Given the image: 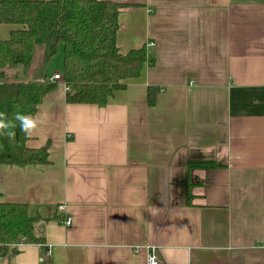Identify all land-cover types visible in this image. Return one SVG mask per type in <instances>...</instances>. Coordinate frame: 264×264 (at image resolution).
I'll return each instance as SVG.
<instances>
[{
  "label": "crops",
  "instance_id": "crops-1",
  "mask_svg": "<svg viewBox=\"0 0 264 264\" xmlns=\"http://www.w3.org/2000/svg\"><path fill=\"white\" fill-rule=\"evenodd\" d=\"M108 1L124 4L120 52L154 43V63L103 106L68 103L60 82L42 98L27 146L49 162L0 164V201L27 204L42 243L0 264H146L149 247L162 264H264V0ZM11 16L0 3V39L23 28ZM57 55L3 70L63 75Z\"/></svg>",
  "mask_w": 264,
  "mask_h": 264
},
{
  "label": "trees",
  "instance_id": "trees-1",
  "mask_svg": "<svg viewBox=\"0 0 264 264\" xmlns=\"http://www.w3.org/2000/svg\"><path fill=\"white\" fill-rule=\"evenodd\" d=\"M12 16L9 22L23 28L8 39H0V112L36 114L42 98L57 81L8 78L3 69L23 66L25 74L33 63L36 48L52 47V55L63 48V78L70 86L66 100L72 104L103 106L129 79L139 77L144 66L153 64L146 47L126 54L117 45L119 14L124 4L108 0H1ZM159 89L149 87L147 103L156 104ZM15 140L0 137V164L43 165L49 162L48 145L32 149L28 137L16 129ZM212 161L195 162L190 168L218 167ZM38 217L29 215L27 204L0 201V253L8 254L22 243H42L34 231Z\"/></svg>",
  "mask_w": 264,
  "mask_h": 264
},
{
  "label": "clouds",
  "instance_id": "clouds-1",
  "mask_svg": "<svg viewBox=\"0 0 264 264\" xmlns=\"http://www.w3.org/2000/svg\"><path fill=\"white\" fill-rule=\"evenodd\" d=\"M42 123L31 114L16 112L9 118L6 113L0 112V137L15 140L17 127L26 137H31L40 130Z\"/></svg>",
  "mask_w": 264,
  "mask_h": 264
},
{
  "label": "built area",
  "instance_id": "built-area-1",
  "mask_svg": "<svg viewBox=\"0 0 264 264\" xmlns=\"http://www.w3.org/2000/svg\"><path fill=\"white\" fill-rule=\"evenodd\" d=\"M154 45V43H148L147 44V49L151 48ZM51 81H57V82H61L63 83L65 89L67 90V92H70V86L66 83V81L63 78V75L60 74H55L50 78ZM64 209V206L60 207V210ZM65 225L67 227H70L72 224V218L68 217L65 220ZM22 243H24V240H22ZM51 254V249L48 248L46 255L50 256ZM1 258V256H0ZM146 264H162L161 259L159 258V255L157 254L156 248L155 247H149L148 248V254H147V260H146Z\"/></svg>",
  "mask_w": 264,
  "mask_h": 264
},
{
  "label": "rangeland",
  "instance_id": "rangeland-1",
  "mask_svg": "<svg viewBox=\"0 0 264 264\" xmlns=\"http://www.w3.org/2000/svg\"><path fill=\"white\" fill-rule=\"evenodd\" d=\"M47 46L51 47L50 45H47ZM61 49H63V48L59 47L58 51L55 54H53V56H55L56 54H58V55L54 58L51 65H49L50 66V69H49L50 73H53L56 70L60 71L61 73H63V71H64V62H63V60L61 61Z\"/></svg>",
  "mask_w": 264,
  "mask_h": 264
}]
</instances>
